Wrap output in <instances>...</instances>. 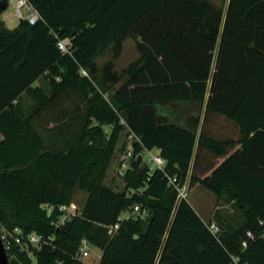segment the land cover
I'll return each instance as SVG.
<instances>
[{
    "label": "trees",
    "instance_id": "16d2710c",
    "mask_svg": "<svg viewBox=\"0 0 264 264\" xmlns=\"http://www.w3.org/2000/svg\"><path fill=\"white\" fill-rule=\"evenodd\" d=\"M29 1L35 25L0 20V226L46 239L36 264H87L83 240L98 264H264V0ZM129 38L139 58L113 90ZM122 120L167 166L150 176L134 161L117 192L106 181ZM166 174L230 205L213 220L219 234ZM78 193L79 214L57 228ZM136 203L149 214L109 234ZM7 255L35 264L16 245Z\"/></svg>",
    "mask_w": 264,
    "mask_h": 264
},
{
    "label": "built area",
    "instance_id": "2783aa9c",
    "mask_svg": "<svg viewBox=\"0 0 264 264\" xmlns=\"http://www.w3.org/2000/svg\"><path fill=\"white\" fill-rule=\"evenodd\" d=\"M5 2L8 6L14 8L15 17L21 22L27 21L30 25H35L41 20L39 12L31 5L29 0H1ZM58 48L64 54H70L72 49V43L70 39L59 40ZM83 74L87 76L88 74L83 71ZM122 125L124 126V138L125 146L124 150L119 158L116 176L118 179L123 180L127 173L132 168V163L137 160H141L149 168V175L152 176L156 171L165 172L167 161L162 157L160 151H153L147 149L141 139L136 135V133L127 125L125 121L122 120ZM168 178L169 185L173 186L178 191L179 200L187 199L189 190L187 181L185 184H181L178 176H170L166 174ZM150 178L147 179L149 181ZM147 189V184L138 191L132 190L129 192L130 196L142 195ZM44 208L47 210V215L50 217L53 213L54 208L45 205ZM80 208L75 202L71 203L69 206H60L58 211L60 215L54 221L57 228L63 227L67 222L71 221L75 216L79 214ZM149 214V210H144L142 205L136 203L130 209L125 210L119 216L118 223L109 229V234H114L119 230L120 224L125 220H138L139 218H145ZM209 230L212 234L217 235L220 232L218 225L215 223L209 224ZM0 238L3 241L6 252L13 246L16 245L20 250L26 253L34 263H37L36 256L34 254L35 250H40L43 245L46 244V239L32 232L28 235H24L19 229L9 230L4 226H0ZM249 237H253L251 233H248ZM245 245V244H244ZM91 246L86 240L82 241L81 247L77 254L79 260L84 261L90 256Z\"/></svg>",
    "mask_w": 264,
    "mask_h": 264
},
{
    "label": "rangeland",
    "instance_id": "374dc122",
    "mask_svg": "<svg viewBox=\"0 0 264 264\" xmlns=\"http://www.w3.org/2000/svg\"><path fill=\"white\" fill-rule=\"evenodd\" d=\"M214 5L218 9L224 8L226 4V0H211ZM0 20L5 23L8 28H16L20 21L15 17L14 8L12 6H8L1 15ZM136 43L132 38H129L126 41L124 52L121 57L116 60V65L118 69H123L128 66L129 62L137 57L138 53H136ZM110 59V55L103 56L99 63L102 65L105 61ZM24 105L27 110H31L33 107V102L29 98H24ZM119 159V157H118ZM119 161V160H118ZM118 165L116 163V158L113 162V165L110 167L111 170L108 174V183L110 187L113 188L117 192H122V183L119 181L117 176L115 175V170ZM191 206L195 209V211L199 214V216L203 219L206 224L214 223L213 220L216 214H220L222 217L231 215L234 213L233 209L230 205H227L217 199L214 195L208 192L205 189L200 187L194 189L193 191H189L187 197ZM86 200V195L84 193H78L76 197V205L80 208ZM1 232V231H0ZM100 250L91 247L90 248V256L85 259V263L87 264H98L99 262V253Z\"/></svg>",
    "mask_w": 264,
    "mask_h": 264
},
{
    "label": "crops",
    "instance_id": "0c3cea01",
    "mask_svg": "<svg viewBox=\"0 0 264 264\" xmlns=\"http://www.w3.org/2000/svg\"><path fill=\"white\" fill-rule=\"evenodd\" d=\"M1 15V14H0ZM5 24V23H4ZM7 27V26H6ZM8 28V27H7ZM8 29H11V28H8ZM12 29H15V28H12ZM11 29V30H12ZM128 40V39H127ZM126 40V41H127ZM126 41L124 42V44H123V49H122V51H121V53H120V55L118 56V58L119 57H121V55H122V53L124 52V47H125V44H126ZM136 51H137V48H136ZM136 53H138V51L136 52ZM111 58V57H110ZM117 58V59H118ZM138 58H139V53H138V55H137V57H135L133 60H131L130 62H129V64H128V66L127 67H125V68H123V69H118L117 68V65H116V60L117 59H115L114 60V63H115V72H117L118 74H119V76L121 77V80H120V82L118 83V84H116L114 87H113V90H116V89H118V88H120L125 82H126V77L125 76H123V72H124V70L125 69H127L133 62H135V61H137L138 60ZM164 117V116H163ZM162 117V121H165V120H167L166 118H163ZM185 117V116H184ZM186 117L184 118V120L183 121H186ZM202 120V119H201ZM225 134V133H224ZM124 146H125V138H124V133H123V135L121 136V139H120V141H119V145H118V150H117V152H116V163L118 162V157L120 158V156H121V154H122V152H123V150H124ZM153 151H160V150H158V149H153ZM161 152V151H160ZM115 160V159H114ZM114 160H113V162H114ZM113 162H112V164H111V166L113 165ZM118 166V165H117ZM117 166H115L116 167V170H115V175H116V171H117ZM110 170H111V168L109 169V171H108V174H109V172H110ZM119 181L122 183V189L124 190V188H125V183H124V180H121V179H119ZM106 183H107V185L110 187V184L108 183V176H107V181H106ZM234 211V210H233ZM235 212V211H234ZM99 253V252H98ZM101 255H102V252L100 251V253H99V260H100V257H101Z\"/></svg>",
    "mask_w": 264,
    "mask_h": 264
},
{
    "label": "water",
    "instance_id": "95a60500",
    "mask_svg": "<svg viewBox=\"0 0 264 264\" xmlns=\"http://www.w3.org/2000/svg\"><path fill=\"white\" fill-rule=\"evenodd\" d=\"M1 9L3 11L7 9V4L5 2L1 3ZM20 23H22V21ZM0 264H9L8 255L1 238H0Z\"/></svg>",
    "mask_w": 264,
    "mask_h": 264
}]
</instances>
